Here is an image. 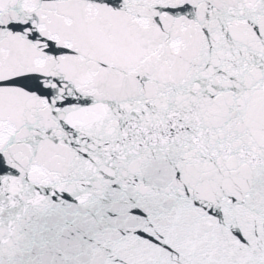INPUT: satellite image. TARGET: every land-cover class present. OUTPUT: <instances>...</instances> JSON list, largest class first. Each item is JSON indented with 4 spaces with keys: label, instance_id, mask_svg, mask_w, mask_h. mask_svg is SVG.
<instances>
[{
    "label": "snow or ice",
    "instance_id": "1",
    "mask_svg": "<svg viewBox=\"0 0 264 264\" xmlns=\"http://www.w3.org/2000/svg\"><path fill=\"white\" fill-rule=\"evenodd\" d=\"M117 176L92 264H264V0H0V254Z\"/></svg>",
    "mask_w": 264,
    "mask_h": 264
},
{
    "label": "water",
    "instance_id": "2",
    "mask_svg": "<svg viewBox=\"0 0 264 264\" xmlns=\"http://www.w3.org/2000/svg\"><path fill=\"white\" fill-rule=\"evenodd\" d=\"M123 183L118 176L110 178L103 194L87 206L79 202L82 193L53 196L54 189H40L47 206L30 209L14 255L0 254V260L5 264H92L106 236L120 227L122 210L138 202L137 194ZM143 183L148 185L150 178L145 176Z\"/></svg>",
    "mask_w": 264,
    "mask_h": 264
}]
</instances>
